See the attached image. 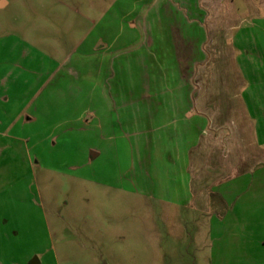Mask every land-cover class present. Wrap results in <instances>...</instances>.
Returning a JSON list of instances; mask_svg holds the SVG:
<instances>
[{"label":"crops","instance_id":"0c3cea01","mask_svg":"<svg viewBox=\"0 0 264 264\" xmlns=\"http://www.w3.org/2000/svg\"><path fill=\"white\" fill-rule=\"evenodd\" d=\"M239 2L152 0L137 14L145 23L143 32L126 33L124 38V33H111L112 20L105 14L99 33L95 23L93 31L80 34L84 39L77 43L75 60L67 56L53 69L40 72L35 83L39 93L24 106L25 123L36 121L33 112L53 101L62 103L56 111L64 113L75 104L70 123L76 125L63 132L92 130L99 135L98 143L95 137L85 148L89 163L100 157L103 142L120 135L133 153L120 174L125 184L119 190L143 195L148 202L157 200L161 213L174 216L169 227L174 237L177 226L186 231V223H193L195 241L211 262L264 264V100L251 97L247 103L239 93L209 99L200 93L193 74L199 60L192 54L195 50L197 57L203 39L195 46L185 27L195 21L196 33H215L216 53L230 55L226 65L233 70L228 72L230 85L257 86L240 73L237 57L244 53L238 46L224 48V33L232 39L238 35L233 36L234 31L264 35V0ZM128 13L122 14L121 22L128 21ZM162 22L166 33L159 32ZM134 34L137 42L130 45L128 38ZM131 69L142 70L143 76L148 71V77L131 84ZM116 70L120 79L114 77ZM33 165L30 159L32 170ZM1 199L0 207L9 204ZM11 199L20 209L34 205L29 191ZM12 230L11 237L0 240V264H42L45 253L35 250L29 238L19 237L18 226ZM52 241L45 250L47 261L75 264L65 260Z\"/></svg>","mask_w":264,"mask_h":264},{"label":"rangeland","instance_id":"374dc122","mask_svg":"<svg viewBox=\"0 0 264 264\" xmlns=\"http://www.w3.org/2000/svg\"><path fill=\"white\" fill-rule=\"evenodd\" d=\"M151 1L0 0V201L4 198L9 203L0 207V240L11 237L12 226H18L19 237L29 238L35 250L45 253L42 264H50L45 250L51 247V240L60 255L75 264H217L202 256L193 223H186V231L177 226L174 237L169 230L174 216L161 213L157 200L149 198V203L143 195L119 190L125 184L120 174L129 167L133 151L115 130V140L103 142L100 157L89 163L85 148L95 137L98 143L99 135L92 130L63 132L76 125L70 123L77 111L75 104L64 113L56 111L62 103L53 101L33 112L37 116L33 124L25 123L24 106L39 93L35 83L40 72L53 69L67 56L75 60L77 43L84 39L80 34L93 31L95 23L99 33L106 15L112 20L111 33H124L123 38L126 33H142L145 23L137 14ZM125 12L129 19L121 22ZM161 15L168 21L167 15ZM152 17L153 12L148 19ZM165 24H160V33H166ZM195 26V21L185 25L195 46L203 39L197 57L195 50L192 54L199 60L193 65V74L200 93L209 99L239 93L246 101L251 97L264 100L263 33L234 31L233 36L238 34L235 39L224 33V48L236 45L244 53L237 57L240 73L259 83L240 87L227 82L228 72H233L226 66L230 55L216 53L215 33H196ZM135 42L134 34L128 43ZM93 62L90 58L89 63ZM129 71L131 84L148 77V71L145 76L142 70ZM114 74L121 78L120 71ZM33 104L35 107L36 102ZM64 119L68 122L63 123ZM20 191L31 192L34 205L15 207L11 196Z\"/></svg>","mask_w":264,"mask_h":264}]
</instances>
